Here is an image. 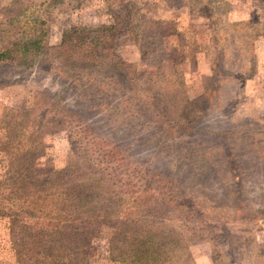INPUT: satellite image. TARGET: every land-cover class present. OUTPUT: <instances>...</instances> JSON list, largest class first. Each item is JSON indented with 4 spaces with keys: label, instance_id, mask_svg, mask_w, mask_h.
Masks as SVG:
<instances>
[{
    "label": "trees",
    "instance_id": "obj_1",
    "mask_svg": "<svg viewBox=\"0 0 264 264\" xmlns=\"http://www.w3.org/2000/svg\"><path fill=\"white\" fill-rule=\"evenodd\" d=\"M101 2L104 6L97 9L96 0H45L42 16L34 0L3 1L0 64L57 74L66 85L82 88L97 113H108L105 130L119 125L120 131L131 132L129 146L136 157L139 130L155 126L161 137L171 139L165 147L176 159L173 140L180 130H191L196 119L184 109L183 72L177 67L181 62L165 46L176 32L174 21L142 20V0ZM95 10L106 17L91 23L86 14ZM58 19L71 27L52 45L51 30ZM125 34L141 48V67L117 50ZM34 96L26 104L5 105L1 120L11 162L0 178V217L8 219L17 261L88 264L108 226L112 256L120 264H195L192 242L205 226H217L212 223L217 219L207 216L208 201L199 193L191 195L172 177L160 176L155 165L142 166L78 111L44 99V92L30 93L29 98ZM111 97L119 98L116 104L110 105ZM56 128L69 130L82 159L37 175L34 164L44 152L42 135ZM187 157L178 160L188 165ZM176 163L165 164L186 172V163Z\"/></svg>",
    "mask_w": 264,
    "mask_h": 264
},
{
    "label": "rangeland",
    "instance_id": "obj_2",
    "mask_svg": "<svg viewBox=\"0 0 264 264\" xmlns=\"http://www.w3.org/2000/svg\"><path fill=\"white\" fill-rule=\"evenodd\" d=\"M3 1L7 0L0 3ZM44 1L34 0L38 15L44 16ZM142 1V20L174 21L176 32L166 38L165 46L173 52L174 60L181 62L177 67L183 72L184 109L196 119L191 130H180L173 140L177 158L165 147L171 139L161 137L151 124L138 132L140 155L136 157L129 146L131 132L120 131L119 125L105 130L103 117L108 113H97L92 107L94 100L81 93L82 88L66 85L57 74L0 64V178L11 162L1 127L5 105L26 104L35 98H29L30 93L44 92V99L49 97L57 106L78 111L96 131L99 128V134L111 137L142 166L155 165L160 176L172 177L185 191L199 193V198L208 201L207 216L217 219L212 222L217 226L209 230L205 226L192 242L195 264H264V0ZM100 5L104 6L96 0L95 7ZM86 17L92 23L106 16L95 10ZM69 27L66 21L56 20L50 43L58 44ZM117 50L124 60L141 67V48L135 39L121 35ZM118 99L111 97L110 105ZM115 115L111 114L112 120ZM42 139L44 152L34 164L37 175H49L82 159L68 129L50 130ZM185 155L188 165L178 160ZM174 162L186 163V172L165 164ZM111 234L110 227L102 229L97 255L88 264H120L112 256ZM0 264H20L8 219L2 217Z\"/></svg>",
    "mask_w": 264,
    "mask_h": 264
}]
</instances>
